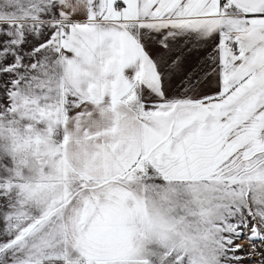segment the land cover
<instances>
[{
  "label": "snow or ice",
  "instance_id": "snow-or-ice-1",
  "mask_svg": "<svg viewBox=\"0 0 264 264\" xmlns=\"http://www.w3.org/2000/svg\"><path fill=\"white\" fill-rule=\"evenodd\" d=\"M0 264H264V0H0Z\"/></svg>",
  "mask_w": 264,
  "mask_h": 264
}]
</instances>
